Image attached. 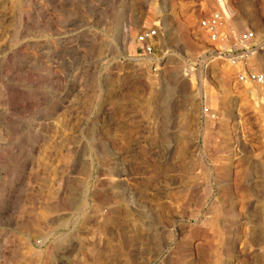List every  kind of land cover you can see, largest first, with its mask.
I'll use <instances>...</instances> for the list:
<instances>
[{"label": "rangeland", "instance_id": "rangeland-1", "mask_svg": "<svg viewBox=\"0 0 264 264\" xmlns=\"http://www.w3.org/2000/svg\"><path fill=\"white\" fill-rule=\"evenodd\" d=\"M214 2L0 0V264H264V85L205 59ZM227 2L264 73V0Z\"/></svg>", "mask_w": 264, "mask_h": 264}, {"label": "built area", "instance_id": "built-area-1", "mask_svg": "<svg viewBox=\"0 0 264 264\" xmlns=\"http://www.w3.org/2000/svg\"><path fill=\"white\" fill-rule=\"evenodd\" d=\"M227 0H215L212 10L204 17L199 18L198 28L207 35L210 46L206 50L205 59L212 54H218L222 62L236 68V82L241 85L257 84L264 85V73L259 72L247 65L248 58L259 48L256 44L258 34L256 30L249 28L240 36L241 43L251 44L247 46H232L225 48L220 46V41L228 37L225 26L229 20ZM141 57L148 59L155 65L154 70L159 71L158 65L162 57L158 53L156 42L147 30H143L136 38ZM203 116L215 119L217 112L209 106H203Z\"/></svg>", "mask_w": 264, "mask_h": 264}, {"label": "bare ground", "instance_id": "bare-ground-1", "mask_svg": "<svg viewBox=\"0 0 264 264\" xmlns=\"http://www.w3.org/2000/svg\"><path fill=\"white\" fill-rule=\"evenodd\" d=\"M229 9H230V12L232 11L231 10V7H228V11H229ZM229 12V13H230ZM245 19H246V17H245ZM244 18H241L240 19V21H239V24H241V26H244L246 23H245V20ZM258 22V21H257ZM237 25H238V23H236ZM245 27V26H244ZM236 28V25H235V23L232 25V31H236L237 29H235ZM243 28V27H242ZM258 62H259V65H258V67L260 68V67H264V62H263V60L262 59H260V60H258ZM226 81L228 82V81H230V77H226Z\"/></svg>", "mask_w": 264, "mask_h": 264}]
</instances>
